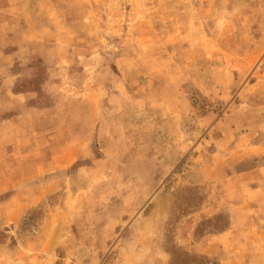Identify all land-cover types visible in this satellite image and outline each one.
I'll return each instance as SVG.
<instances>
[{
  "label": "rangeland",
  "instance_id": "obj_1",
  "mask_svg": "<svg viewBox=\"0 0 264 264\" xmlns=\"http://www.w3.org/2000/svg\"><path fill=\"white\" fill-rule=\"evenodd\" d=\"M201 263L264 264V0H0V264Z\"/></svg>",
  "mask_w": 264,
  "mask_h": 264
},
{
  "label": "trees",
  "instance_id": "obj_2",
  "mask_svg": "<svg viewBox=\"0 0 264 264\" xmlns=\"http://www.w3.org/2000/svg\"><path fill=\"white\" fill-rule=\"evenodd\" d=\"M35 81H37V84H38V79H36ZM39 83H40V81H39ZM35 85H36V83H35ZM33 88H34V89H33ZM33 88L30 89V90H34V91H36V89H35L36 87H33ZM22 90L24 91V89H22V88H16V89H15V91H17V92H20V91H22ZM214 219H215V218H214ZM203 222H205V221H202V223H203ZM200 225H201V223H200ZM205 260H206V259H205ZM207 260H208V259H207ZM192 263H193V262H192ZM201 264H204V263H201Z\"/></svg>",
  "mask_w": 264,
  "mask_h": 264
}]
</instances>
